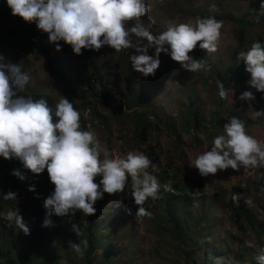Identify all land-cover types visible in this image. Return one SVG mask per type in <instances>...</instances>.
Instances as JSON below:
<instances>
[{"label": "rangeland", "instance_id": "rangeland-1", "mask_svg": "<svg viewBox=\"0 0 264 264\" xmlns=\"http://www.w3.org/2000/svg\"><path fill=\"white\" fill-rule=\"evenodd\" d=\"M0 2L6 4V0ZM261 3L262 0H147L150 11L142 19L146 25H152L153 34L166 30L169 23L195 26L197 17L214 15L223 22L218 50L207 53L197 46L189 53L195 59L206 62L205 70L194 73L181 68L169 55L161 53L159 68L154 76L147 78L133 71L129 59L133 50L124 51L128 64L121 55L113 54L108 46L94 51L104 76V88L111 91L109 104L98 106L99 113L108 117L107 125L92 113L91 108L84 109L83 106L84 97L80 95L87 88L79 78L86 66L84 49L80 56H76L71 47L65 54L63 48L66 44L60 42L61 51H56V46L49 42L46 33L37 29L35 23L37 38L43 43L34 44L24 32L27 26L25 21L16 20L18 17H14L11 12L0 16V56L6 63L19 64L30 77L20 95L33 99L45 98L53 108L61 96L67 98L80 112L81 129L92 131L101 142V159L105 158V150L109 153L108 158L126 157L129 152L143 153L155 165L153 174L158 177L161 186L167 184L161 181L159 171L163 169L173 177V180L166 179L167 182H182L181 188L188 189L190 198L186 203L169 200L167 191L162 187L158 200L149 199L143 205L151 213L150 217L136 216L137 206L132 199L130 184L124 193H105L104 200H98L94 205L96 209L101 205L98 211L104 226V246L96 251V254L102 255L99 259L104 257L103 253L108 247L106 241L117 246L110 260L112 263L122 260L121 264H207L209 257L204 249L207 240L214 242L216 247L215 264H253L254 254L264 249V236L258 239L257 226L252 224L253 219H256L257 223L264 225V167L241 168L240 171L229 168L215 176L202 177L192 164L197 154L212 147L216 130L220 127L218 133H224V125L234 116L244 121L245 125H250L248 134L264 142V117L254 118L248 104L239 100L244 91L253 92V89L248 87L250 74L238 59L241 51L246 52L253 43L264 40V10L261 9ZM213 5L214 11H210ZM154 52V48L149 49L148 54L154 55ZM48 58L64 65L66 76L79 97L65 92L60 76L49 70ZM234 61L237 62L235 67ZM129 71L134 81L131 90ZM220 83L225 89L234 90L225 99L218 94ZM102 90L103 87L96 84L92 91L100 98ZM129 91L133 93V98L136 95L144 97L154 112L149 117L151 122L145 141L141 140L136 123L140 115L145 116L147 107L124 99L122 95ZM256 93L252 109L264 111V93ZM98 98L89 96L88 101L96 104ZM121 108L128 116L121 112ZM217 113L221 120L219 127L213 129L210 120ZM16 164H19L16 159L5 160L0 157V198L10 191L9 182L14 177L12 172L16 170ZM186 165L188 171L184 169ZM149 171H152L151 168ZM100 179L97 177L95 182L99 183ZM191 181L201 182L202 189L195 186L191 192L190 188H185ZM170 189L168 196L176 191L172 184ZM53 191L41 183L35 186V192L28 198L16 191L17 199L5 200L0 209V239L2 233L12 235L13 247L16 248L24 233L14 222L9 223L4 217L9 211L18 208L25 218H29L41 207L44 208L45 199ZM21 192L24 193L25 188ZM217 192L221 195L214 201ZM234 196L236 199H233ZM223 203L227 210L223 209ZM203 216L209 217L212 223L217 221V224L214 223L211 235L201 238L202 232L209 226L202 219ZM78 217L82 222L76 226L81 232L89 225V216L80 211L75 216H69L70 219ZM110 217H118L113 232L109 227ZM64 218L58 217V220L65 222ZM172 221L175 226L171 225ZM199 222L201 224L197 225ZM67 224L70 225L69 222ZM184 224L186 227H198L196 242L188 247L185 245L187 237L184 232L178 233V227ZM66 231L70 234L67 239L69 247L70 244H78L72 228ZM71 250L76 259L77 256H83L73 248ZM72 264L78 263L73 261Z\"/></svg>", "mask_w": 264, "mask_h": 264}, {"label": "clouds", "instance_id": "clouds-1", "mask_svg": "<svg viewBox=\"0 0 264 264\" xmlns=\"http://www.w3.org/2000/svg\"><path fill=\"white\" fill-rule=\"evenodd\" d=\"M6 4L14 17L35 23L38 30L46 33L58 52L60 42L69 45L76 56L82 55V49L98 52L105 46L116 52L133 50L129 56L131 67L144 78L155 75L161 53L191 73L205 70L206 62L189 53L197 46L215 53L223 27L222 21L208 15L197 17L195 26L169 23L166 30L153 34L152 25H146L142 19L150 11L147 0H6ZM214 9L213 5L210 11ZM261 9L264 10V0ZM153 48L154 55H149V49ZM238 59L250 74V87L264 93V44L253 43L248 51L239 53ZM29 79L19 64L6 63L0 56V157L16 159L36 175L47 170L54 191L44 201L47 216L42 226L51 227L49 217L53 215L69 217L80 211L93 216L95 203L105 193H124L129 184L137 206L136 216L150 217L143 205L149 199L158 200L162 187L168 193L171 181L161 186L153 174L155 165L143 153L129 152L126 157L108 158L105 150V158L101 159V142L92 131L81 129L80 112L67 98L61 96L53 108L45 98L20 95ZM218 88L222 99L234 92L225 89L222 83ZM255 99L252 91L239 96L254 118L264 117V111L252 109ZM223 129L224 134L214 138L212 147L192 161L202 177L215 176L229 168L240 171L264 167V142L248 134L244 121L234 116ZM12 175L22 182L26 179L20 170H13ZM97 177H101L99 183L95 182ZM28 190L35 192V186ZM3 199L15 200L17 194H3ZM4 219L14 222L25 235L30 234L18 208L9 211ZM72 230L77 235L80 232L76 225ZM70 247L83 255L87 241L83 248L80 243ZM255 261L264 264V249L255 256Z\"/></svg>", "mask_w": 264, "mask_h": 264}, {"label": "trees", "instance_id": "trees-1", "mask_svg": "<svg viewBox=\"0 0 264 264\" xmlns=\"http://www.w3.org/2000/svg\"><path fill=\"white\" fill-rule=\"evenodd\" d=\"M5 12H11L9 7L0 2V16L2 14H5ZM24 22L20 17L16 18V20ZM244 24V23H243ZM25 34L29 37V41L38 44V43H43L41 40L37 38V33H36V28L33 23H27L26 29H25ZM244 38L242 37L241 40ZM260 43L264 44V40H259ZM70 49L69 45H65L63 48V52L65 54H68ZM111 49V48H110ZM113 54H119L123 57V59L126 61L128 64V61L126 59L125 52H116L115 50L111 49ZM50 51V50H49ZM50 57V55H48ZM98 55H95V52L93 50H85L84 49V59L86 62L85 70L84 72L80 75V82L85 86L87 89L84 93H82L80 96L84 97L83 101V106L85 107L84 109H90L92 110V113L99 118V120L104 124L107 125L108 117H104L99 113L98 106L99 105H107L109 104V95L111 94V91L109 89L104 88V76L101 73V67L98 62ZM48 63H49V70L53 73H57L61 80L62 84L64 86V90L67 94L72 95L74 97H79V94L77 91L72 88L70 81L68 77L66 76V69L63 64L54 62L51 58H48ZM234 67L237 65V62L234 61ZM130 72V71H129ZM133 75L131 72L129 73V90L132 89L133 87ZM96 84H100L103 87V93L100 95V98H98V94L92 91L95 88ZM245 87V85H244ZM250 87V86H248ZM253 89V88H251ZM253 89V94L256 96L258 93H256V90ZM91 92V93H90ZM133 95L132 92L129 91L128 94L122 95V97L125 99L127 98L130 103H136V104H142L145 105L147 108L145 110V116L140 115V117L137 118L138 123H136V128L140 130V138L142 141H145L147 139V133H148V128L151 120L149 119L150 115H152L154 112L152 108H150V105L146 102V99L142 97L141 95H136L134 98L131 97ZM89 96H95L97 99V103H90L88 100ZM29 97V96H25ZM33 98V97H32ZM126 103V102H124ZM121 112L124 113L126 116H128V113L124 111L121 108ZM219 113L216 115H213L211 118L210 122L212 123V127L218 128L219 122L221 118L218 117ZM231 116V115H230ZM234 116V115H233ZM232 117V116H231ZM143 119V120H142ZM246 129L248 130V126L250 125H245ZM206 128V127H203ZM207 131L210 130V128H206ZM220 131L216 130V132L213 134L214 138L218 135L224 134L223 132L218 133ZM223 131V130H222ZM214 140V139H213ZM158 162V160L156 161ZM185 171H188L187 165L185 166ZM16 170H20L22 174L25 175L26 179L25 181H20L17 177H12L10 178V191L9 192H19L21 196H25L28 198V196L33 193L29 191L30 185L34 186H40L41 183L46 184V186L50 190H54V185L50 182L47 170H45L44 173L36 175L30 172V170L24 169L23 165L20 163L16 164ZM162 176L163 182H166V179L173 180V177H170L165 170L159 171ZM183 181V180H182ZM181 183L182 182H174L172 184V188L175 189L176 191L172 193L170 196L166 193L167 198L169 200H182L183 202H186L189 200L190 195H188V189H183L181 188ZM195 186H198L199 189H202L203 184L201 182H194L191 181L189 185L185 188H190L191 192L195 189ZM22 188H25V192L22 193L21 190ZM240 188V187H239ZM261 193L263 190L260 191ZM170 193V192H169ZM221 194L216 193L214 196V201L217 200V197H219ZM104 200V199H103ZM5 199L0 198V209L4 205ZM242 203V202H241ZM44 205V204H43ZM242 205V204H241ZM240 205V208H241ZM101 206V205H100ZM98 207L96 209V214L93 216L88 217L89 225L84 227L82 231L77 235L76 233L74 234L75 240L80 243L81 247H84V241H87V247L84 249L83 256L78 257L77 259L75 258V255L73 253V250L69 247V242L67 239L70 237V234L66 231L68 229H71L73 225H78L82 222L80 217L78 218H69L65 217V222L63 220L59 221L57 216H51L49 217L52 221V226L51 227H43V222L47 216V210L43 207L40 208V210L37 213H33L29 218L24 217L22 215V212L20 214L23 217V222L27 225V227L30 230L29 235L23 234L21 240L19 241V245L14 248L13 247V237L12 235L8 236L5 233H2V237L0 239V264H72L74 261L75 263L78 264H121L122 260L118 261H112L110 260L111 253L112 251L117 247L114 246L113 244H110L111 242H108V247L107 249L105 248L104 251V257L99 259L100 256L99 254H96V251L104 246L103 238H102V231L104 230V226L102 225L100 218H101V213L98 211L101 209V207ZM211 206V205H210ZM210 206L208 207L207 211L209 210ZM223 209H226V204L223 203ZM214 210H212L213 212ZM242 212V211H241ZM244 214V213H243ZM249 219L247 216L245 217ZM202 219H204V222H206V225H209L206 227L205 231L202 232L201 238L205 237L206 235H211V232H213V227L214 223L217 224V221L213 222L211 219L206 216H203ZM58 220V221H57ZM110 229L112 232L114 231L116 224H117V218L110 217ZM250 220V219H249ZM67 222L70 223L67 224ZM251 222V220H250ZM258 221L256 219H253L252 224L257 226L256 231H257V237L258 239H261L264 236V225H261L257 223ZM66 224V225H65ZM175 226V223L172 221L171 225ZM197 225H200L201 223H196ZM79 225V226H80ZM197 225L193 226H187L184 224L181 227H178V233H183L187 237L185 241V245H192L196 242V232H198V227ZM19 229V228H18ZM110 230V231H111ZM2 232V231H1ZM111 232V237L112 233ZM74 243V242H73ZM206 247L205 253L209 257V261H207V264H215V259L217 255L214 253L215 251V246L214 242H210L207 240L206 242ZM189 256L191 253H188ZM258 255V253L254 254V259L255 256ZM139 258V257H138ZM137 259V257H136ZM115 260V259H113ZM253 264H256V261H253Z\"/></svg>", "mask_w": 264, "mask_h": 264}]
</instances>
